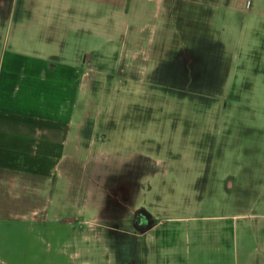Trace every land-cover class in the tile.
<instances>
[{
  "label": "rangeland",
  "instance_id": "rangeland-1",
  "mask_svg": "<svg viewBox=\"0 0 264 264\" xmlns=\"http://www.w3.org/2000/svg\"><path fill=\"white\" fill-rule=\"evenodd\" d=\"M95 1L54 0L49 13L93 11ZM101 2L108 13L127 5ZM210 10L198 0H135L119 17L123 33L107 43L101 34L105 46L80 68L79 142L65 160L62 207L41 223L32 212L0 221V264H135L138 230L106 223L118 203L128 220L143 206L159 224L154 249L175 257L207 251L220 214L245 203L264 213L261 25ZM216 75L232 78L233 101L216 96ZM184 76L209 81L169 87ZM188 225L205 226L207 238L194 245L192 235L191 247Z\"/></svg>",
  "mask_w": 264,
  "mask_h": 264
},
{
  "label": "crops",
  "instance_id": "crops-1",
  "mask_svg": "<svg viewBox=\"0 0 264 264\" xmlns=\"http://www.w3.org/2000/svg\"><path fill=\"white\" fill-rule=\"evenodd\" d=\"M53 1L0 0V221L4 222L32 212L33 221L41 223L55 207H62L65 160L68 149L79 142L72 133L79 128L80 68L91 52L101 49L102 33L106 43L123 33L119 17L135 4L126 0L125 7L119 4L108 13L97 0L93 11L64 15L49 13ZM198 2L209 5L219 19L240 21L248 16L255 31L261 25L264 37V0ZM214 89L216 96L233 101L232 78L216 82ZM217 220L207 251L197 252L193 246V252L179 257L156 252L165 248L157 247L159 224L142 223L136 227L140 241L135 264H264V213L245 203ZM186 229L191 247L192 235L199 238L194 245L207 238L205 226L196 232L191 225ZM144 237L150 240L146 244Z\"/></svg>",
  "mask_w": 264,
  "mask_h": 264
},
{
  "label": "flooded vegetation",
  "instance_id": "flooded-vegetation-1",
  "mask_svg": "<svg viewBox=\"0 0 264 264\" xmlns=\"http://www.w3.org/2000/svg\"><path fill=\"white\" fill-rule=\"evenodd\" d=\"M90 57L91 55L89 54L87 56V59ZM178 57H179V60L185 59L186 62L188 63L190 62L189 58L182 57V55H179ZM158 67L159 66H157V68L155 69L156 71L158 70ZM186 77L184 76V79L182 81L175 78L174 80L168 83L169 87L175 89L178 92L181 91L185 93V91L188 89L187 87L188 85L207 84V81H209V80L206 81L205 78L201 79V78H195V77H187V78ZM221 79L222 78H220L219 75L218 76L216 75V78H214L213 81H210V82L211 84L214 85V88H215V83L216 82L220 83ZM151 80L152 81H150V83L157 84L158 82V79L156 78H151ZM128 180H130L129 183L131 184L132 180L130 178ZM123 209L124 207L120 206L119 203L117 205L115 204L111 210L110 216L106 219V223L109 226L117 227L121 229L122 232H125L126 227H128L126 226V224H131L132 227L136 229V227H141L146 222H149V221L153 222L152 215L141 205L135 208L134 212H132L131 216L129 217V220L122 216Z\"/></svg>",
  "mask_w": 264,
  "mask_h": 264
},
{
  "label": "water",
  "instance_id": "water-1",
  "mask_svg": "<svg viewBox=\"0 0 264 264\" xmlns=\"http://www.w3.org/2000/svg\"><path fill=\"white\" fill-rule=\"evenodd\" d=\"M146 228H147V227H146ZM146 228H145V229H146ZM145 229H144V230H145Z\"/></svg>",
  "mask_w": 264,
  "mask_h": 264
}]
</instances>
